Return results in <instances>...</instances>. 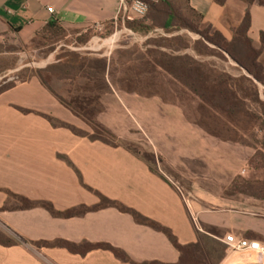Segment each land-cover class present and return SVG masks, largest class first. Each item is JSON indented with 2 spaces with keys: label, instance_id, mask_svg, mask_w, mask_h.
<instances>
[{
  "label": "crops",
  "instance_id": "0c3cea01",
  "mask_svg": "<svg viewBox=\"0 0 264 264\" xmlns=\"http://www.w3.org/2000/svg\"><path fill=\"white\" fill-rule=\"evenodd\" d=\"M187 1L203 16L204 23L220 31L228 40L234 37L235 29L249 12L248 35L256 48L262 47V1ZM121 14L120 0H0V35L15 31L21 36L32 37L41 33L50 21L58 20L66 29L113 27L109 38L112 42H118L124 34L132 39L137 33L121 26L124 25ZM129 16L138 18L133 12H129ZM154 30L165 31L158 27ZM165 36L173 38L176 35ZM93 43L99 46L93 54L106 60L104 74L100 77L104 89L98 94L100 108L96 119L115 135L116 143L73 132L67 125L83 127V119L61 104L39 79L10 88L0 96L22 91L27 97L25 101L8 105L13 122L5 135L0 136V230L20 240L12 246L0 244V264H129L109 250L95 249L81 255L63 247L35 245L37 241L61 239L75 243H111L137 262L176 263L180 257V252L165 233L137 222L131 214L116 207L100 206L65 218L41 205L17 209V204L12 203L16 199L9 191L31 200L49 202L59 211L95 207L100 205L101 196H106L169 227L180 243L198 239L200 232L193 225L178 185L182 180L178 169L189 159L207 160L209 154L219 150V139L204 136L201 129L199 139L189 142L190 123L185 108L166 98L170 95L169 90L115 86L111 82L112 59L102 51L106 43L103 39L93 38L88 42V50ZM259 60L264 64V49ZM167 74L187 90L171 72ZM14 105L28 111L23 112ZM52 118L64 124H54ZM16 121L21 128L16 127ZM144 140L157 158V165L150 164L141 153L124 144H142ZM195 209L205 225L237 237L248 238L254 233L264 241V219H259L264 218L261 212ZM210 236L226 245L221 240L225 236ZM258 258L260 256L229 248L219 264H254Z\"/></svg>",
  "mask_w": 264,
  "mask_h": 264
},
{
  "label": "rangeland",
  "instance_id": "374dc122",
  "mask_svg": "<svg viewBox=\"0 0 264 264\" xmlns=\"http://www.w3.org/2000/svg\"><path fill=\"white\" fill-rule=\"evenodd\" d=\"M138 18L141 20L134 23L137 35L131 39L124 34L118 42L109 39V29H66L63 26L61 31L43 30L32 37L21 36L15 31L0 35V96L10 88L39 79L61 104L72 108L83 119V127H77L78 130L116 143L88 121L91 117L96 119L100 108L98 94L104 89L100 77L104 74L106 60L93 54L98 51V43H93L90 50L87 46L93 38L103 39L106 44L102 51L112 59L111 82L115 86L169 90L170 95L166 98L181 103L185 108L190 123L189 142L199 139L201 129L204 136L219 139V150L209 154L207 160L189 159L178 169L182 179L178 185L193 225L201 235L209 238L204 241V254L211 264H218L223 243L213 241L206 232L220 237L226 236L227 232L205 225L195 207L210 212L229 208L241 213L261 212L264 215V85L254 80L227 53L205 41L200 33L187 28L172 32L155 31L146 17ZM143 25L150 27L143 30ZM199 27L201 32L215 38L214 29L208 24L203 22ZM170 33L176 36H165ZM173 51L186 54L178 55ZM184 66L193 68L195 73L205 78L202 85L205 91L212 92L216 86L223 85L232 88L241 101H236L228 109L203 101L187 86L185 90L167 74ZM209 98L213 102L217 100L215 96ZM26 99L22 91L0 98V136L5 135L13 122L8 105ZM16 107L23 112L28 111L19 105ZM51 121L64 124L57 118ZM16 124L21 128L20 123ZM14 126L12 124V128ZM144 143L124 144L141 153L150 164L157 165V158L149 151L146 141ZM12 203L19 204L17 200ZM218 215L222 217L223 214ZM244 260L247 261L246 258Z\"/></svg>",
  "mask_w": 264,
  "mask_h": 264
},
{
  "label": "trees",
  "instance_id": "16d2710c",
  "mask_svg": "<svg viewBox=\"0 0 264 264\" xmlns=\"http://www.w3.org/2000/svg\"><path fill=\"white\" fill-rule=\"evenodd\" d=\"M146 1L149 3V11L146 14V16H144V18L146 17L151 22L153 28L156 27L162 28L167 32H172L175 30H180L182 28H187L193 32L200 33L205 41H209L210 43H213L217 49H219L224 53H227L233 60H235L241 67H243L252 76L254 80L264 85V65L259 60L260 55L264 49V35H262V39H263L262 47L256 48L253 45V42L248 35L249 28L251 25L249 12L246 13L243 23L235 29L234 37L231 40H228L218 30H214L215 38L210 37L208 33L201 32L199 26L201 23H203V16L197 11H195L189 5V2L187 0H157L156 2L152 0H146ZM219 1L222 2V0ZM260 1L264 3V0H260ZM140 20L141 19L139 18L127 19L125 21V24L127 27L135 31L136 27L134 26V23L135 21H140ZM146 26L148 25L142 26L143 30L145 28L150 27V26L148 27ZM108 27L107 29H109L108 31H110L111 33L113 27H109V28ZM209 27L212 26L209 25ZM62 29L63 27L62 25H60L58 20H52L44 27V31H56V30L61 31ZM170 72L185 86H187L195 93H197L203 99V101L213 106L219 104L229 109L233 104L236 103V101L240 100L238 94L236 92H233L232 88L223 85L216 86V88L212 92L205 91L202 87L205 78L201 74L195 73L194 69L191 67L186 68L184 66L183 68H174V70ZM212 96L217 97V100L213 102L212 99L209 98ZM71 110L74 112L72 108ZM88 121L92 124L94 128H97L98 131L106 133L108 136H110L111 139L116 141L115 135L109 129H107L103 124H101L97 119L91 117L88 118ZM67 126L76 134L88 135V134H83L80 130H78L77 127L73 125H67ZM92 137H96V136H92ZM103 140L109 143H115L106 139ZM9 194L19 202V204L15 206V208L17 209L32 208L41 205L47 207L54 215L65 218L81 215L88 210L100 208V206L116 207L122 212L131 214L137 222L144 225H148L158 231L165 233V235L170 239L173 245L180 252V257L178 262L176 263H164L158 260L137 262L133 260L123 249L116 247L111 243H107V242L91 243L88 241H83L80 243H75L72 241L61 239L52 242L37 241L35 242V245H37L38 247L43 245L58 246L68 249L71 253H76L81 255H86L88 252L95 249H104L111 251L119 260L127 262L129 264H211L209 259L204 254L205 253L204 251L206 249L204 241L206 238L209 239L208 237L201 235L199 233L197 241L187 244L180 243L169 227L149 217L142 215L137 210L128 207L119 201L110 199L106 196H101L100 205L95 207L81 206V207L67 209L65 211H59L56 210L53 207V205L49 202L31 200L25 196L17 195L10 191ZM207 236L212 238L213 241L216 242L218 241V239L208 234ZM248 238L261 240L254 233H250ZM18 242H20L19 239L15 240L14 237L8 236L0 230V244L5 246H12L17 244ZM222 245H223V249L220 257L221 260L225 257V255L229 250L228 246L224 244Z\"/></svg>",
  "mask_w": 264,
  "mask_h": 264
},
{
  "label": "built area",
  "instance_id": "2783aa9c",
  "mask_svg": "<svg viewBox=\"0 0 264 264\" xmlns=\"http://www.w3.org/2000/svg\"><path fill=\"white\" fill-rule=\"evenodd\" d=\"M157 1V0H152ZM49 11L54 13V9L49 7ZM149 11V3L146 0H120V12L123 23L127 19H132L129 12H133L138 17H144ZM203 229L200 227V231ZM232 251L241 252L245 254H258L259 260H255L254 264H264V241L257 239H250L246 237H237L234 234H227L221 239ZM237 264V263H235Z\"/></svg>",
  "mask_w": 264,
  "mask_h": 264
},
{
  "label": "bare ground",
  "instance_id": "6f19581e",
  "mask_svg": "<svg viewBox=\"0 0 264 264\" xmlns=\"http://www.w3.org/2000/svg\"><path fill=\"white\" fill-rule=\"evenodd\" d=\"M253 256H260L258 254H252ZM248 257V256H247ZM255 260V259H254ZM237 264H240V262H237Z\"/></svg>",
  "mask_w": 264,
  "mask_h": 264
}]
</instances>
